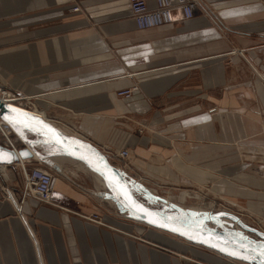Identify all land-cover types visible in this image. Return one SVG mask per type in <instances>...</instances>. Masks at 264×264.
I'll use <instances>...</instances> for the list:
<instances>
[{
	"label": "crops",
	"instance_id": "1",
	"mask_svg": "<svg viewBox=\"0 0 264 264\" xmlns=\"http://www.w3.org/2000/svg\"><path fill=\"white\" fill-rule=\"evenodd\" d=\"M199 5L204 14L190 20L138 30L127 0H0V70L19 95L38 97L34 106L50 120L72 122L81 138H70L96 150L100 144L130 148L131 160L148 173L203 183L212 176L216 149L234 152L239 180L260 190L227 180L214 190L238 205L255 198L245 208L264 216V0ZM76 6L79 12L72 11ZM132 88L129 99L117 95ZM137 125L144 127L140 135ZM18 131L39 154L32 143L41 132ZM233 142L236 148H229ZM9 171L8 184L0 178V186L20 208L0 192V264H180L165 248L208 264H246L148 227L126 211L123 222L108 217L99 224L92 220L98 195L66 176L54 179L50 202L24 197L17 168ZM136 197L168 208L155 206L157 197ZM177 211L190 222L200 218L187 208Z\"/></svg>",
	"mask_w": 264,
	"mask_h": 264
},
{
	"label": "rangeland",
	"instance_id": "2",
	"mask_svg": "<svg viewBox=\"0 0 264 264\" xmlns=\"http://www.w3.org/2000/svg\"><path fill=\"white\" fill-rule=\"evenodd\" d=\"M198 12H200L201 14H204V12L200 9V6L198 7L195 15H198ZM12 75L14 76V74H12ZM3 78H4L3 73L0 70V90L8 93L11 97H12V95L13 96L18 95L22 99V101H20V102L27 109H32L33 107H35L33 99H30V100L28 99L31 96L19 95V93L16 90L11 88L8 81L6 79H3ZM123 92H129V89L120 90L117 92V95H121V93H123ZM131 96H132V94L130 93V97ZM119 97H121V96H119ZM130 97L125 98V99H129ZM41 111H43V110H41ZM44 112H42V114L50 122H52L50 120V118L44 114ZM262 118H263V116H262ZM52 123L54 125H56L57 127L63 129L69 137L77 138L76 133L72 131V130L77 129V128H74V126L72 125V122L59 120L58 123H56V124L54 122H52ZM262 128L264 131L263 122H262ZM136 132H137V135L142 134L144 132V127L143 128L138 127V125H137ZM17 134H19V133H17ZM33 138H35V137L33 136ZM39 139H40V141L33 142V147L39 148L38 149L39 154H37L33 148H32V151L40 159V161H43V162L40 164L36 163V162H32L33 159L31 158L30 159L31 162L24 163L25 166H33V167H39V168L41 167L42 169L47 170L48 172L53 174V176H55L54 172H56L57 177L58 176H64V177L66 176L67 178H69V180H73L74 182H78L77 187L81 191L98 195V197L100 198V201H98V214H99L98 216H99L101 224L106 225L104 223V221L107 220L108 217L111 218L112 220H115V221H117V218H118V221H120V222L125 221V217L122 216V211H125V209H123V207L116 204L113 197L111 196V193H109L107 188L104 187L99 180H97L95 177H93L94 176L93 173H91L89 170L84 168L78 162H74V161H72L66 157H59V158L54 157L52 155V151L49 149V148L53 149L54 147L49 146L48 141L41 142V140H46V139H43L42 134H41V137ZM27 144L28 143H25L23 141V139L21 138V136L20 137L16 136L15 133H12L9 131L7 133H4L3 131L0 130V145L1 146L5 147L7 149H11L13 147L16 149H19V147L20 148H23L24 146L27 147ZM98 147L101 151H103V154H105L107 156V158H108L107 161L109 163H111L117 167L125 168L130 177H132V178H134V180L140 182V183H136V185H141V186L145 187L150 192V194L155 195L154 197L160 198V199L170 203L168 205V203H166V202L160 203L158 200L155 201L156 202L154 204L155 206H158V207L162 206L163 208L168 207L167 209L164 208L165 213L180 214L177 211V209L187 208V209H190L191 214L193 212V215L198 214L200 216V218H202L205 216H212V215H215L218 213H222V211H224L226 209L225 211L228 212V214L232 213L231 215H234L239 219L243 218L242 222L245 225H247L251 228L257 229V230L264 233V216H259L253 212L248 211L245 208V203H247L248 199L247 200H241L239 202V203H241V204H239L241 206L240 207L238 204L233 203L232 200H229V198H226L225 196L220 195L219 192H216L214 190V188L218 190L221 180L230 181L231 183H233L237 186H241L244 189H248V190H252V191H256V190L259 191L260 190V188L259 187L257 188L255 185H252L250 183L246 184L245 182H242L239 180V178H238L239 170L236 167L239 164V160L233 158L234 152L231 155H226L225 151H223V148L216 149V158L217 159L215 161V166L211 168L212 170L210 169V171L212 172L211 173L212 176L210 178H207V180L205 182L199 183V182L194 181L193 179H191L190 177H187L185 175H180L179 180L174 181V180H171L168 178L161 177V176L156 175V174L146 172L143 167L138 166L137 164H135L131 160L130 148H126V147L125 148H114L111 146L101 145V144ZM229 148H236V146H234V142H233V145L231 144V147H229ZM125 151L128 152V156L127 157H121V152H125ZM229 159H231V160H229ZM69 164L74 165L75 169L70 168ZM55 165H57L60 168L59 172L57 171L58 168ZM64 166L67 169H64ZM10 167L11 168H17V170H18L17 171L18 177L16 176V179L18 178L22 182V190L20 191V194L22 195L23 194V177H22V169L23 168H22V165H19V164L16 165V163H14L10 166H5L3 170H0V178L2 180H4L5 182H7V184H8V182L10 180V177H9V175H10L9 168ZM172 170H173V172H175L174 169H172ZM254 170L255 169H251V171H254ZM85 172H88V173H85ZM57 173H60V174H57ZM132 189H134L133 192H135V196L137 194L140 197L141 196L146 197V195L144 193L142 194L141 192H136L135 191V189H137L136 187H132ZM6 191L11 192V190L7 186H0V192L3 194L5 200H6V195L4 194V192H6ZM182 193L183 194L184 193H190V194L192 193L193 195H195V197L194 198L193 197L192 198H186V201H182L180 199V196L182 195ZM28 197H30V196H28ZM168 198H169V200H168ZM147 201L151 203V201H149V200H147ZM248 201L258 202V200H255V198H252L251 200H248ZM219 210L221 212H219ZM229 210H233V211H229ZM126 212L129 213V211H126ZM224 220H225V222H222ZM224 220H222V219L219 221L210 220L211 222L209 223V226L213 227L215 229H218V230H224V228L237 229L236 228L237 224L236 225L235 224H233V225L226 224L229 222L235 223L232 219H230L231 221H229L227 219H224ZM188 221H190V220H188ZM227 229H225V230H227ZM242 233H243V231H242ZM247 236L249 238H252L253 240H259V238L255 237L251 234L247 233ZM136 238L141 239L138 235L136 236ZM165 249L173 252L174 257L178 260V262L180 264H185V263L208 264V263H204V262L194 258L188 252H185L184 254H182V253L176 252L175 249H170V248H165Z\"/></svg>",
	"mask_w": 264,
	"mask_h": 264
},
{
	"label": "water",
	"instance_id": "3",
	"mask_svg": "<svg viewBox=\"0 0 264 264\" xmlns=\"http://www.w3.org/2000/svg\"><path fill=\"white\" fill-rule=\"evenodd\" d=\"M0 116L5 120L15 122L24 130L44 133L48 140H41V142L48 141V145L56 146L63 156L82 163L88 170L97 174L117 191L127 211L137 221L174 234L192 244L213 250L233 260L248 264H264V233L245 225L236 216L228 213L205 216L202 217V226L190 228L173 220L169 214L150 208L139 201L122 174L111 166L98 150L65 136L45 120L21 113L2 101H0ZM32 157V153L26 146L18 149L16 153L15 150L0 145V166H10L20 160H30ZM135 187L145 195L155 198L143 186L135 185ZM155 199L165 203L162 199ZM220 217L230 218L237 223L240 230L236 232L244 233L243 238H232L226 235L223 230L212 229L207 226V221L217 220ZM247 233L259 238V240L249 238Z\"/></svg>",
	"mask_w": 264,
	"mask_h": 264
},
{
	"label": "built area",
	"instance_id": "4",
	"mask_svg": "<svg viewBox=\"0 0 264 264\" xmlns=\"http://www.w3.org/2000/svg\"><path fill=\"white\" fill-rule=\"evenodd\" d=\"M149 0H127L128 2V8L130 11V16L132 20L135 23V26L138 30H148V29H154L159 28L163 26H169L174 24L177 21H186L190 20L195 16V13L198 9L199 0H153V7H149L148 5ZM80 8L79 6H76L72 8L73 12H79ZM8 96H10L8 93H6ZM12 95V94H11ZM6 97V99H9L12 104H17L22 99L17 95L12 97ZM125 98L130 97V92H123L121 95ZM19 101V102H18ZM21 103V102H20ZM26 114V113H25ZM2 117L0 116V119ZM6 124H10V126H6L9 132L15 133V130L17 129L18 124L11 120H4L1 119ZM263 127H264V116L262 118ZM15 128V130L13 129ZM16 134V133H15ZM16 136H18L16 134ZM14 150L15 148H11ZM128 152H121V157H127ZM105 157V156H104ZM107 158V156L105 157ZM33 159V158H32ZM108 159V158H107ZM29 163L31 160L24 161V163ZM32 162L36 163H42L43 161H40L38 159H33ZM22 165V177H23V194L24 197H32L39 202L42 203H48L51 198V193L53 190V184H54V176L47 170L41 169V167H33V166H23ZM117 171L120 169L121 171H118L119 173L124 176L129 183L132 184L134 182V178L130 177L127 173V170L123 167L118 168L114 167ZM129 176V177H128ZM129 178V179H128ZM6 197H11V192L6 191L4 192ZM95 222L100 223V219L98 216H93V219Z\"/></svg>",
	"mask_w": 264,
	"mask_h": 264
},
{
	"label": "bare ground",
	"instance_id": "5",
	"mask_svg": "<svg viewBox=\"0 0 264 264\" xmlns=\"http://www.w3.org/2000/svg\"><path fill=\"white\" fill-rule=\"evenodd\" d=\"M135 91H137V88H132V89H130L129 90V92L131 93V94H133ZM8 95L6 94V92H3L2 90H0V101H2V102H4V103H6V104H8L11 108H13V109H15V110H17V111H19V112H21V113H26L27 115H30V116H34V117H38V118H42V115H41V113H39V112H36V110H38V111H40V112H44V111H41V110H39V109H37L36 107H33L32 109H27V108H25L23 105H22V103H20L19 101V103H17V104H12L11 102H9L10 100L9 99H6V97H7ZM8 97H10V96H8ZM122 97V96H121ZM28 98V97H27ZM122 98H125V97H122ZM29 100L30 99H34V100H38V97H30V98H28ZM44 114L46 115V113L44 112ZM1 119H4V118H1ZM0 119V130L1 131H3L4 133H7L9 130L6 128V126L8 125V124H6V122H4L3 120H1ZM5 120V119H4ZM9 121V120H8ZM52 122H54L55 124H56V122L55 121H53V120H51ZM47 122V121H46ZM49 123V122H48ZM51 124V123H50ZM8 126H10L11 128H12V126L9 124ZM20 127H17V129L15 130V128L13 127V129L15 130V133L17 134V133H19V131H18V129H19ZM22 129V128H21ZM73 132H75L76 133V136H77V138L79 137V138H81L80 137V134L78 133V132H76L75 130H72ZM61 132V131H60ZM62 134H64L63 132H61ZM42 134V136H43V139H46V140H48L47 139V137H46V135L44 134V133H41ZM79 134V135H78ZM19 137L21 136L20 134H17ZM65 136H66V134H64ZM67 137H69V136H67ZM70 138V137H69ZM73 139V138H72ZM75 140V139H74ZM77 141V140H76ZM79 142V141H78ZM80 143H82V142H80ZM33 144V143H32ZM31 144H27V147H28V149L30 150V152L32 153V155H33V159H38V160H40L36 155H35V153L32 151V145L30 146ZM90 145V144H89ZM49 146H52V147H54L53 148V151H52V155L53 156H63L61 153H60V151L57 149V147L56 146H54V145H49ZM56 149V150H55ZM15 150V152L17 153L18 152V149H14ZM98 150V149H97ZM103 156H105L106 157V155L105 154H103L100 150H98ZM64 157H66V156H64ZM67 158V157H66ZM68 159H70V158H68ZM70 160H72V159H70ZM106 160H108L107 158H106ZM72 161H74V162H77V161H75V160H72ZM23 162L24 161H19V162H17L16 164H19V165H23ZM78 163H80V162H78ZM109 163V162H108ZM80 164H82V163H80ZM111 166H113V164H111V163H109ZM83 165V164H82ZM24 166V165H23ZM84 166V165H83ZM4 167L5 166H0V170H3L4 169ZM85 167V166H84ZM58 168V167H57ZM86 168V167H85ZM42 169V168H41ZM87 169V168H86ZM44 170V169H43ZM88 170V169H87ZM58 172L60 171L59 170V168H58V170H57ZM90 171V170H89ZM118 171H121L120 169H118ZM91 172V171H90ZM91 173H93V172H91ZM54 174H55V176H54V179L56 180L57 179V175H56V172H54ZM57 174H60V173H57ZM94 175H96L97 177H98V179H100L102 182H103V184H104V186L107 188V190L109 191V193H111V196L113 197V199H114V201L116 202V204H118L119 206H121V207H123V209H125V211H127V209L125 208V206H124V204L122 203V201L120 200V198H119V195H118V193H117V191L115 190V189H113L109 184H107L105 181H103L97 174H95V173H93ZM129 177V176H128ZM123 178L126 180V182H127V184L131 187V189H132V187H135V185H136V183H140V182H138V181H136V180H134V182H132V184L131 183H129L128 182V180L123 176ZM129 179V178H128ZM134 184V185H133ZM142 184V183H141ZM143 185V184H142ZM145 188V187H144ZM146 189V188H145ZM147 190V189H146ZM132 191H134V189H132ZM135 191L136 192H141L139 189H135ZM148 191V190H147ZM149 192V191H148ZM142 194H143V192H141ZM150 193V192H149ZM133 194L135 195V192H133ZM11 195H12V193H11ZM151 195H153V194H151ZM153 196H155V195H153ZM136 197V196H135ZM137 198V197H136ZM138 199V198H137ZM6 200L8 201V202H10V204L15 208V209H18V208H20V207H18V204H17V201H16V199L13 197V196H11V197H6ZM139 200V199H138ZM140 201V200H139ZM50 202V201H49ZM160 203H162L161 201H159ZM166 203H168L167 201H165ZM143 203V202H142ZM144 204V203H143ZM170 203H168V205H169ZM146 205V204H145ZM166 205V204H165ZM147 206V205H146ZM149 207V206H148ZM150 208H152V207H150ZM153 209H155V208H153ZM156 210H158V209H156ZM160 211V210H159ZM212 211V210H211ZM224 213V212H223ZM166 214H169V216L173 219V220H175V221H177V222H179V223H181V224H184V225H186V226H188V227H190V228H197V227H199V226H202V224H203V220H202V218H198V219H194V220H192L191 222L190 221H188L183 215H181V214H173V213H166ZM224 220V219H227V220H229V221H231L229 218H227V217H220V218H217V221H219V220ZM138 222H140V221H138ZM211 221L209 220V221H207V226L208 227H210L209 226V223H210ZM222 222H225V220L224 221H222ZM140 223H142V222H140ZM142 224H144V223H142ZM235 225L237 224V223H234ZM144 225H146V224H144ZM146 226H148V225H146ZM148 227H151V226H148ZM151 228H153V227H151ZM210 228H212V229H215V228H213V227H210ZM236 228H237V230H240V228L236 225ZM154 229H156V228H154ZM157 230H160V229H157ZM160 231H163V230H160ZM224 232H225V234L226 235H228L229 237H232V238H239V239H241V238H243V234H241V233H239V232H232V231H229V230H223ZM163 232H166V231H163ZM166 233H168V232H166ZM168 234H171V233H168ZM171 235H173V236H176V235H174V234H171ZM176 237H178V236H176ZM178 238H180V237H178ZM181 239H183V238H181ZM183 240H185V239H183ZM186 241V240H185ZM188 242V241H187ZM190 243V242H189ZM264 250V249H263ZM237 261V260H236ZM242 262V261H241ZM245 263V262H244ZM246 264H248V263H246Z\"/></svg>",
	"mask_w": 264,
	"mask_h": 264
},
{
	"label": "snow or ice",
	"instance_id": "6",
	"mask_svg": "<svg viewBox=\"0 0 264 264\" xmlns=\"http://www.w3.org/2000/svg\"><path fill=\"white\" fill-rule=\"evenodd\" d=\"M234 254V253H233Z\"/></svg>",
	"mask_w": 264,
	"mask_h": 264
}]
</instances>
